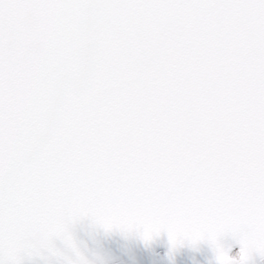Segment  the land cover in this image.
<instances>
[{
  "label": "water",
  "instance_id": "obj_1",
  "mask_svg": "<svg viewBox=\"0 0 264 264\" xmlns=\"http://www.w3.org/2000/svg\"><path fill=\"white\" fill-rule=\"evenodd\" d=\"M231 246L264 256V0H0V264Z\"/></svg>",
  "mask_w": 264,
  "mask_h": 264
},
{
  "label": "rangeland",
  "instance_id": "obj_2",
  "mask_svg": "<svg viewBox=\"0 0 264 264\" xmlns=\"http://www.w3.org/2000/svg\"><path fill=\"white\" fill-rule=\"evenodd\" d=\"M228 260L230 261V264H240L241 261L239 258V253L235 250L228 253ZM257 264H264V261L258 262Z\"/></svg>",
  "mask_w": 264,
  "mask_h": 264
}]
</instances>
